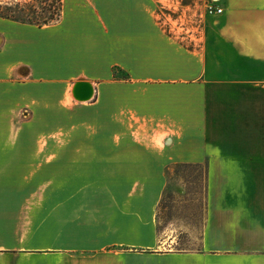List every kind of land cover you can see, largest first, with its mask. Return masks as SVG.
<instances>
[{
    "label": "crops",
    "instance_id": "1",
    "mask_svg": "<svg viewBox=\"0 0 264 264\" xmlns=\"http://www.w3.org/2000/svg\"><path fill=\"white\" fill-rule=\"evenodd\" d=\"M175 166L207 169L193 251L160 248ZM0 264H264V0L0 16Z\"/></svg>",
    "mask_w": 264,
    "mask_h": 264
},
{
    "label": "rangeland",
    "instance_id": "2",
    "mask_svg": "<svg viewBox=\"0 0 264 264\" xmlns=\"http://www.w3.org/2000/svg\"><path fill=\"white\" fill-rule=\"evenodd\" d=\"M59 7V0H0V16L43 22L54 17ZM206 171L203 166L168 169L158 212L161 250L199 249L206 215Z\"/></svg>",
    "mask_w": 264,
    "mask_h": 264
},
{
    "label": "bare ground",
    "instance_id": "3",
    "mask_svg": "<svg viewBox=\"0 0 264 264\" xmlns=\"http://www.w3.org/2000/svg\"><path fill=\"white\" fill-rule=\"evenodd\" d=\"M92 95V89L87 84H79L74 89V96L79 100H85L91 97Z\"/></svg>",
    "mask_w": 264,
    "mask_h": 264
},
{
    "label": "trees",
    "instance_id": "4",
    "mask_svg": "<svg viewBox=\"0 0 264 264\" xmlns=\"http://www.w3.org/2000/svg\"><path fill=\"white\" fill-rule=\"evenodd\" d=\"M59 3H60V7L58 8V11L56 13H54V17L50 18L49 20H45L43 22H31V21H25V20H17V19H13L10 17H6V16H1V17H5V18L11 19V20L24 22V23L28 22V23H32V24H35L38 26H44V25H48L50 23H53L54 21H56L60 18L61 14H62V0H59Z\"/></svg>",
    "mask_w": 264,
    "mask_h": 264
},
{
    "label": "built area",
    "instance_id": "5",
    "mask_svg": "<svg viewBox=\"0 0 264 264\" xmlns=\"http://www.w3.org/2000/svg\"><path fill=\"white\" fill-rule=\"evenodd\" d=\"M209 11H210V13H213V12L221 13L222 12L221 9H213L212 7L209 8Z\"/></svg>",
    "mask_w": 264,
    "mask_h": 264
}]
</instances>
